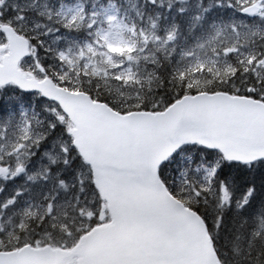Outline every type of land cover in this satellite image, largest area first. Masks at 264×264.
I'll list each match as a JSON object with an SVG mask.
<instances>
[{"label":"snow or ice","instance_id":"1","mask_svg":"<svg viewBox=\"0 0 264 264\" xmlns=\"http://www.w3.org/2000/svg\"><path fill=\"white\" fill-rule=\"evenodd\" d=\"M0 264H264V0H0Z\"/></svg>","mask_w":264,"mask_h":264}]
</instances>
